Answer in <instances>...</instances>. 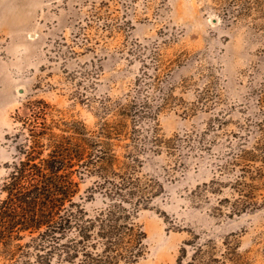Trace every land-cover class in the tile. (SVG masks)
<instances>
[{"label": "rangeland", "instance_id": "obj_1", "mask_svg": "<svg viewBox=\"0 0 264 264\" xmlns=\"http://www.w3.org/2000/svg\"><path fill=\"white\" fill-rule=\"evenodd\" d=\"M36 99L47 122L91 129L120 118L102 103L145 102L115 145L122 158L130 136L164 141L141 154L138 174L163 189L134 217L146 233L135 264H174L194 234L204 258L264 264V0H0V199L18 115ZM92 181L76 197L90 215L104 205Z\"/></svg>", "mask_w": 264, "mask_h": 264}, {"label": "trees", "instance_id": "obj_2", "mask_svg": "<svg viewBox=\"0 0 264 264\" xmlns=\"http://www.w3.org/2000/svg\"><path fill=\"white\" fill-rule=\"evenodd\" d=\"M144 104L138 99L125 106L116 102L114 108L102 103L103 115L113 109L120 118L99 120L92 129L80 120H62L63 126L47 122L49 104L43 99L25 104L27 110L18 115L21 125L14 134L15 159L1 184L6 194L0 199V256L12 264H24L31 257L36 264H54V260L56 264H135L143 256L146 233L134 217L163 184L152 174H138L141 154L147 149L158 152L164 141L152 131L148 148L130 136L126 143L130 150L122 158L115 145L126 118L144 117ZM173 143L169 139L166 146ZM262 152L259 159L264 163V148ZM84 176L93 178L89 196L97 193L104 199L92 215L79 201V179ZM243 197L246 208L251 202L247 194ZM25 236L28 239L20 243ZM207 242L195 234L183 241L174 264H183L188 247L192 253L185 264H226L204 258Z\"/></svg>", "mask_w": 264, "mask_h": 264}]
</instances>
